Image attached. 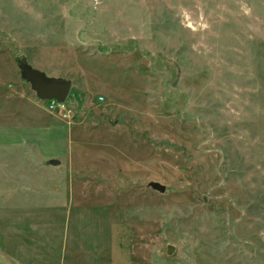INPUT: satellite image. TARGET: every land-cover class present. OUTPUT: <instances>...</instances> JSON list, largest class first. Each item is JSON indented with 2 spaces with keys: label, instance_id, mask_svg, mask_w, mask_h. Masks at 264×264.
I'll return each instance as SVG.
<instances>
[{
  "label": "rangeland",
  "instance_id": "1",
  "mask_svg": "<svg viewBox=\"0 0 264 264\" xmlns=\"http://www.w3.org/2000/svg\"><path fill=\"white\" fill-rule=\"evenodd\" d=\"M0 264H264V0H0Z\"/></svg>",
  "mask_w": 264,
  "mask_h": 264
},
{
  "label": "water",
  "instance_id": "2",
  "mask_svg": "<svg viewBox=\"0 0 264 264\" xmlns=\"http://www.w3.org/2000/svg\"><path fill=\"white\" fill-rule=\"evenodd\" d=\"M24 79L30 84L31 90L35 93L37 99L41 101H55L63 103L69 93L71 84L64 79L46 78L38 70L19 66ZM51 165L57 166V162L52 161ZM154 190L163 192L164 188L158 184L152 186Z\"/></svg>",
  "mask_w": 264,
  "mask_h": 264
},
{
  "label": "built area",
  "instance_id": "3",
  "mask_svg": "<svg viewBox=\"0 0 264 264\" xmlns=\"http://www.w3.org/2000/svg\"><path fill=\"white\" fill-rule=\"evenodd\" d=\"M50 102V107L51 109L54 108V107H60V108H63V104L61 103H57L55 101H49Z\"/></svg>",
  "mask_w": 264,
  "mask_h": 264
}]
</instances>
